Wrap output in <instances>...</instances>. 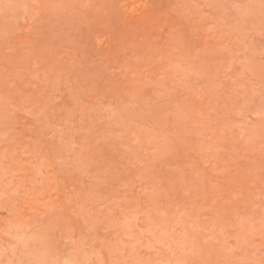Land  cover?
<instances>
[{"label": "rangeland", "instance_id": "374dc122", "mask_svg": "<svg viewBox=\"0 0 264 264\" xmlns=\"http://www.w3.org/2000/svg\"><path fill=\"white\" fill-rule=\"evenodd\" d=\"M0 264H264V0H0Z\"/></svg>", "mask_w": 264, "mask_h": 264}]
</instances>
